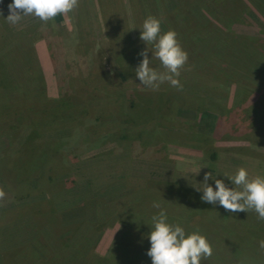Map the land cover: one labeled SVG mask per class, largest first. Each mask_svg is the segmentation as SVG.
<instances>
[{
    "label": "rangeland",
    "instance_id": "obj_1",
    "mask_svg": "<svg viewBox=\"0 0 264 264\" xmlns=\"http://www.w3.org/2000/svg\"><path fill=\"white\" fill-rule=\"evenodd\" d=\"M11 2L0 0V255L26 247L23 264H46L51 253L65 257L66 244L81 247L72 264H113L122 242L146 254L158 202L169 224L206 237L213 254L201 264H264L258 214L231 213L197 191L206 173L213 190L215 179L242 190L231 179L239 168L264 177V136L239 139L264 124V0H79L47 23L27 15L16 24L6 20ZM149 16L161 34L175 31L188 55L181 88L164 82L152 90L135 76L143 59L136 46L154 55L137 37ZM194 21L215 35L199 53ZM127 52L136 59L126 63ZM255 62L257 80L247 72ZM68 230L78 236L68 239ZM144 261L134 264H151Z\"/></svg>",
    "mask_w": 264,
    "mask_h": 264
},
{
    "label": "clouds",
    "instance_id": "obj_2",
    "mask_svg": "<svg viewBox=\"0 0 264 264\" xmlns=\"http://www.w3.org/2000/svg\"><path fill=\"white\" fill-rule=\"evenodd\" d=\"M79 0H12L8 5L9 15L7 21L18 23L22 16L31 15L47 23L58 15H67L78 7ZM140 40L145 44H152L154 55L159 60L163 71L151 68L148 58L149 50L146 48L140 53L143 57L135 69V76L144 85L152 90H158L160 84L168 82L171 86L181 88L179 80L180 70L188 60L187 53L177 41V33L169 30L161 34L160 20L149 16L140 31ZM211 178L209 173L204 176L203 195L201 200L209 204H219L231 213L254 210L258 219L264 221V177L256 176L249 179L248 172L239 168L231 178L234 185L242 190L229 189L220 179H215V190L208 186ZM5 192L0 188V199ZM153 208L160 209L158 214L151 217L152 229L147 236L150 243L146 255L150 257L151 264H201L202 260L209 259L213 250L206 237L197 232L187 234L179 225L167 222V212L158 202ZM258 246L264 250V240L258 241Z\"/></svg>",
    "mask_w": 264,
    "mask_h": 264
},
{
    "label": "trees",
    "instance_id": "obj_3",
    "mask_svg": "<svg viewBox=\"0 0 264 264\" xmlns=\"http://www.w3.org/2000/svg\"><path fill=\"white\" fill-rule=\"evenodd\" d=\"M191 2H192V0H191ZM178 3V2H177ZM101 6V5H100ZM222 21V20H221ZM196 21H194L193 22V24L195 23ZM224 22V21H223ZM199 23H200V21L197 23V24H194V27H196L197 28V30L194 32V35H192L191 37H194L195 39H196V43H197V50H198V53L200 52V46H201V44L203 43V42H206V48L208 49V48H210L211 46H210V44L213 46V44H214V36L215 35H213V36H206L205 35V32L207 31L206 29H204V26H200L199 25ZM203 28V29H202ZM211 31V30H210ZM73 35V34H72ZM71 38V37H70ZM67 41H68V39H67ZM66 43H68V42H66ZM135 43V42H134ZM217 44H218V42H216ZM136 44V43H135ZM209 46V47H208ZM139 47V46H138ZM217 46H215V48H216ZM124 48V47H123ZM139 48H141V47H139ZM146 49V46H143L142 47V51H144ZM148 49V48H147ZM230 51V50H229ZM231 51H233V50H231ZM32 52V51H31ZM226 53V52H225ZM229 54V53H228ZM119 55H122V54H116V57L118 58V56ZM201 57H203V56H201ZM200 58V56H198V59ZM260 58H262V56H260ZM129 59H136V56H135V54L133 53V52H127V54H126V63H129L130 61H129ZM204 59H206L205 57H204ZM117 61L118 62H120V59H117ZM206 61H207V63H208V60L206 59ZM140 63V62H139ZM133 64H131L130 63V66H132ZM250 65V64H249ZM138 65H136V67H137ZM133 67L134 68H136L135 67V65H133ZM248 68H250V70H247V72L249 73V75H250V71H254L255 73H256V76H251L250 75V77H253V80L254 79H258V77H260L261 76V74H262V70H261V68H262V65H260V63L259 64H257L256 62L254 63V64H252V65H250V67H248ZM118 76H119V78L120 79H122V80H126V78H125V76L123 75V73L120 71L119 73H118ZM0 82L1 83H3L2 82V80H0ZM0 83V84H1ZM3 86V84H1V87ZM251 93H254L255 94V92H254V89H249V91L247 92V94H251ZM246 94V95H247ZM262 94H264V91H262ZM203 101H204V105H203V107H202V109H204V114H206V115H210V113H208V111H211L210 109L211 108H209V105H210V101H208V102H206L204 99H202ZM139 104V103H138ZM259 110H260V112H263L264 111V106H262L261 108H259ZM228 111V110H227ZM231 110L229 109V112H230ZM0 116H5V113H1L0 114ZM262 127H264V124H263V121L260 119L258 122H257V125L252 129V130H249L248 132H245V134L243 135L242 134V136L241 137H239V139H240V141L242 140V141H246V140H248V141H250V136H253V135H251V133H253L254 135H259V137H261V135H263L264 136V130L263 129H261ZM30 133V135L26 138V140H28L29 141V139H31L32 137H34V134H36L35 132H33V131H30L29 132ZM237 134V133H236ZM25 140V141H26ZM241 141V142H242ZM218 150V149H217ZM217 150H215V151H211V154L209 155L210 156V158L211 159H214V157H215V153H216V151ZM38 157V156H37ZM40 158L42 159V156H40ZM47 160H49V159H47ZM42 165V166H41ZM41 165L39 166V167H37V171H38V177L40 178V175L42 176V168L44 167V162H43V164H42V160H41ZM21 172H22V170H21ZM172 188H175L176 189V191H182V190H184L185 192L187 191V190H185L184 188H182V187H174L173 185H172ZM187 192H190V191H187ZM74 210V209H73ZM54 216L55 215H57V218H58V222H59V224L62 222V218H63V215L62 214H60L59 213V211H58V209H55V211H54ZM47 215V214H46ZM45 215V216H46ZM201 220V219H200ZM193 221H195V222H197V219L194 217L193 219H192V221H191V223H193ZM194 222V223H195ZM63 234H65V233H63ZM67 234H68V239H70V238H75V237H77L78 236V234H77V232L75 231V230H72V231H70V230H68V232H67ZM124 234V233H123ZM128 234H130V233H125V235H127L128 236ZM132 234V233H131ZM45 235H47V229H46V233H45ZM132 235H134V234H132ZM49 238H52V240H55L56 239V236H50ZM62 238H64V235L62 236ZM62 242V241H61ZM60 242V243H61ZM57 243H59L58 241H57ZM123 243V242H122ZM120 243V245H119V249L117 250V252H116V254H115V256L113 257L114 259H113V264H134L135 262H139V263H141V262H145L144 260L145 259H148V260H151L146 254H145V251L144 252H141V254H139L138 255V253H135V248L134 247H132L130 244H128V243ZM24 244H18V245H16L15 246V248H17L18 246H23ZM66 247L65 248H63V249H61V252L62 253H66V256L65 257H62V259L61 260H59V257L58 256H56V255H54V254H52L51 253V256L50 257H48V258H46L45 257V259L46 260H48V261H50L49 263L47 262L46 264H72V262L73 261H75V260H77L78 262H79V260H81L80 258V254L82 253V251L81 250H79V248L81 249V247L79 246L78 247V249H72L70 246H67L66 244H64ZM39 247H41L42 248V250H46V246H44V245H42V244H40L39 245ZM19 248V247H18ZM21 249H18V250H15L14 249V251L13 250H10V251H7V255H0V257H2V260H5V257H10V258H15L16 260H19L22 264H23V262H22V260L24 261V259L26 258L25 257V255H26V252L25 253H23V254H19L22 250H25V248L26 247H20ZM61 248V247H60ZM60 248H59V250H60ZM125 248V250L122 252V250ZM34 253V252H33ZM45 253H46V251H45ZM59 253V252H58ZM55 256V257H53V256ZM128 256H130V257H132L131 258V260H130V258L128 257ZM112 263V262H111Z\"/></svg>",
    "mask_w": 264,
    "mask_h": 264
},
{
    "label": "crops",
    "instance_id": "obj_4",
    "mask_svg": "<svg viewBox=\"0 0 264 264\" xmlns=\"http://www.w3.org/2000/svg\"><path fill=\"white\" fill-rule=\"evenodd\" d=\"M138 38H139V34H138V36H137ZM142 47H143V45H142ZM142 47L141 48H139L138 46H136V49H135V51H134V53H136L137 54V56L141 59V58H143L141 55H140V53L142 52ZM151 47H153V46H151ZM150 59V63H152V64H154V65H160V62H159V60H157L156 58H155V56L154 55H152L151 56V58H149ZM193 86V85H192ZM177 116H178V113H177ZM185 121V120H184Z\"/></svg>",
    "mask_w": 264,
    "mask_h": 264
}]
</instances>
